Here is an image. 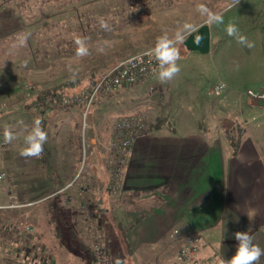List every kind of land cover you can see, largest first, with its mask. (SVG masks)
Segmentation results:
<instances>
[{"label":"rangeland","instance_id":"obj_1","mask_svg":"<svg viewBox=\"0 0 264 264\" xmlns=\"http://www.w3.org/2000/svg\"><path fill=\"white\" fill-rule=\"evenodd\" d=\"M230 4L231 0H7L0 5V171L7 175L0 181V206L8 205L10 196L27 202L43 200L57 189V174H72L78 182L64 197L69 209L65 208L63 218L67 228H74L85 238L90 255L93 244L101 241L116 260L170 264L171 260L162 255L167 254L168 246L170 251L177 246L170 233L160 238L154 234L143 237L142 227L121 223L119 212H114L113 195L107 192L108 179L106 182L104 178L109 161L106 146L112 141L119 117L145 113L149 126L156 112L161 123H208L216 120L223 95L229 91L227 88L217 98L209 95L215 84L224 80L241 90L264 89V0ZM198 5L221 15L224 21L209 26L217 42L209 53L177 45L181 70L171 81L161 83L156 76L116 92H99L92 98L98 78L117 60L154 47L159 37L172 36L185 23L197 28L203 25L206 17L197 12ZM101 19L107 23V30L101 28ZM229 23H234L239 34L254 46L248 48L228 36L225 28ZM78 25L84 27V35ZM13 33L27 35L29 48L7 41L6 36ZM76 38L86 41L87 56H76ZM81 81H87L86 91L79 98L65 94L67 101L61 104L76 105L70 109H56L37 100L43 91ZM168 94L175 96L181 109L169 103ZM36 117H50L48 139L39 158L25 159L19 153ZM78 124L80 130L76 129ZM227 124V128L220 125L221 130L246 126L245 121ZM247 127L259 130L264 122ZM6 129L16 137L10 144H4ZM78 133L83 147L80 163L76 162L79 152L74 140ZM90 178L105 181L104 186L94 188ZM46 209L42 205L33 209L30 216L27 214L28 223L0 215V251L8 258H17L20 252V257L46 264H85L73 246L58 242L55 223H49L48 213L43 214ZM27 226L33 228L30 233Z\"/></svg>","mask_w":264,"mask_h":264},{"label":"crops","instance_id":"obj_2","mask_svg":"<svg viewBox=\"0 0 264 264\" xmlns=\"http://www.w3.org/2000/svg\"><path fill=\"white\" fill-rule=\"evenodd\" d=\"M217 30L221 32L220 27ZM210 33L211 49L217 42ZM227 86L221 112L213 122L163 124L153 112L150 126L134 142L120 193L111 194L121 223L142 227L143 237L154 234L160 238L168 233L174 237L176 248L170 251L168 246L167 254H162L170 264L192 235L204 240L203 258L225 263L236 254L237 231L247 232L252 243L264 249V128L247 130L254 123H245L240 147L233 153L220 125L243 123L251 112L241 97L245 90ZM168 96L169 103L181 109L175 96ZM75 179L58 191H65ZM258 264H264V255Z\"/></svg>","mask_w":264,"mask_h":264},{"label":"built area","instance_id":"obj_3","mask_svg":"<svg viewBox=\"0 0 264 264\" xmlns=\"http://www.w3.org/2000/svg\"><path fill=\"white\" fill-rule=\"evenodd\" d=\"M151 49V48H149ZM143 50L118 60L106 69L98 78L92 98L99 92H116L123 87L135 85L147 78L158 76L159 66L157 61L145 53L149 50ZM225 83H217L209 91V95L217 98L227 90ZM248 102L250 116L244 117L245 123H256L262 125L264 122V89L247 88L241 96ZM79 98V97H78ZM66 97L64 102H66ZM76 101H78L76 99ZM89 107L87 108V113ZM246 119V120H245ZM148 128V118L145 113H135L119 117L113 126V138L106 146L108 153V183L106 190L109 194H118L121 190L122 180L127 168V163L132 153L135 140L143 134ZM5 144V142H4ZM107 164V163H106ZM5 172L0 171V181L6 179ZM36 202V201H35ZM35 202H22L10 196V201L6 206L0 208H19L32 205ZM109 223V221H106ZM33 228L26 227L28 233ZM178 231H175L177 233ZM204 240L199 235L190 236L182 244L173 264H226L221 259H206L201 256L204 247ZM8 258L0 251V264H46L33 258L20 257ZM89 264H129L121 260H116L110 249L101 241L95 242L92 249V260Z\"/></svg>","mask_w":264,"mask_h":264},{"label":"clouds","instance_id":"obj_4","mask_svg":"<svg viewBox=\"0 0 264 264\" xmlns=\"http://www.w3.org/2000/svg\"><path fill=\"white\" fill-rule=\"evenodd\" d=\"M240 4V0H231V6ZM197 12L206 17V25L223 24V17L219 14L211 12L204 5L197 6ZM101 28L107 30V23L101 19ZM198 28L191 24L185 23L179 27L172 36L164 34L159 37L155 43V46L149 49L145 54L153 57L159 66L158 79L161 83H166L175 78L180 72V66L177 61L181 59V52L177 45L185 44V41L193 33L198 32ZM225 31L228 36L234 37L239 44L245 45L248 48H252L253 43L247 40V37L239 34V29L234 23H229ZM27 35L20 36L17 39L15 47H24L27 44ZM203 40V36L200 34L195 35L194 44L200 45ZM76 45V56L84 57L89 54V48L86 45V41L82 38H76L74 41ZM103 51V49H98ZM42 121L37 118L33 121V125L27 134L24 136L23 143L25 147L20 151L19 155L25 159L27 158H39L44 151V144L47 142V133L41 127ZM4 142L10 144L16 138L10 130L4 131ZM249 220L253 221L254 216L250 213H246ZM234 238L238 241L236 254L226 261V264H258L260 257L264 255V249H261L258 245L252 243V237L247 232L234 233Z\"/></svg>","mask_w":264,"mask_h":264},{"label":"trees","instance_id":"obj_5","mask_svg":"<svg viewBox=\"0 0 264 264\" xmlns=\"http://www.w3.org/2000/svg\"><path fill=\"white\" fill-rule=\"evenodd\" d=\"M7 0H0V5H3L4 3H6ZM78 30L80 33H84V27H82L81 25H78ZM24 35V34H23ZM23 35H19L18 33H13L8 36H6L7 41L9 42H13V44L15 45V43L17 42V39L20 36ZM25 48H29L27 46H25ZM39 46L37 47V51H39ZM87 88V81H81L79 83L76 84H72V83H66L65 85L60 86L57 89L54 90H49V91H43L39 96L37 100L40 101H45L47 103H49L48 105H50V107H56V109H65L67 110L76 106V105H67V107H63L64 105V98H65V94L66 95H71L74 97H79L80 95H82V92H85ZM64 96H63V95ZM62 98V99H61ZM58 102V103H57ZM55 109V110H56ZM49 118L50 117H43V118H39L42 121L41 127L42 129L47 133L48 132V124H49ZM37 119V117L35 118ZM35 119H33L32 121H34ZM33 125V124H32ZM150 126V124H149ZM80 130V126L79 124L77 125V128ZM226 136L228 137V139L231 141V144L233 146V153L236 154L239 147H240V142L245 134V130L242 126L237 125L234 129H226L225 132ZM76 140L75 144H78L77 146V150H78V158L76 160V162L80 163L81 162V156H82V138L80 133H78V135L76 136V138L74 139ZM74 144V146H75ZM58 178H59V184L57 189H55L53 192H51L49 195H47L46 197L43 198V200L37 201L34 204H30L28 206L25 207H19V208H0V215H6V217L8 218H13L14 220H17V223H28L29 219L28 217L30 216V213L32 212L33 209H35L37 206H45L47 209L43 212V214L46 212L48 213L51 217L49 223H55L54 226V236L58 239V242H60L61 244L64 243L65 246L70 247L73 246V248L77 251L76 253H78V255L81 257L80 259L85 263V264H89L90 261L92 260V255H90V249L87 246V242L85 241V238L81 237L78 233V231H76L74 228H67V225L65 223H68L67 220L65 218H63V214L66 212L67 209L69 207L65 204V195L71 193V186H74L78 181V179L76 181L73 182V184L67 188L65 191H61L59 192L58 190H60L61 188H63L65 185H67L68 183H70L73 180V175L72 174H65L63 175L62 173L57 174ZM82 175V174H81ZM84 176V175H82ZM88 181H90V185H92L94 188L99 186V187H103L104 186V182L105 181H100L98 179H89ZM14 191H16V189H13ZM20 196L22 197V193H20ZM23 198V197H22ZM27 203V201H22ZM106 212H108V209H105ZM29 214V216L27 215ZM32 215H37L36 218L40 217L39 213L37 212H33ZM66 226H64L63 225ZM9 234V233H7ZM11 236V235H10ZM89 253H88V252ZM92 253V251H91Z\"/></svg>","mask_w":264,"mask_h":264},{"label":"water","instance_id":"obj_6","mask_svg":"<svg viewBox=\"0 0 264 264\" xmlns=\"http://www.w3.org/2000/svg\"><path fill=\"white\" fill-rule=\"evenodd\" d=\"M198 32L193 33L191 36L187 38L185 41V46L189 50L193 51H201V53H209L210 51V43H211V33H210V28L206 23L198 27ZM200 34L203 36V40L200 45L194 44V38L195 35Z\"/></svg>","mask_w":264,"mask_h":264}]
</instances>
